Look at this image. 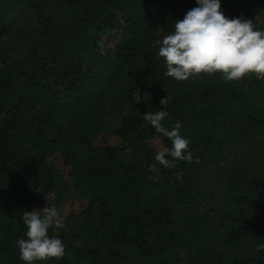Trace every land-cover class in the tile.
Returning <instances> with one entry per match:
<instances>
[{"label":"trees","instance_id":"16d2710c","mask_svg":"<svg viewBox=\"0 0 264 264\" xmlns=\"http://www.w3.org/2000/svg\"><path fill=\"white\" fill-rule=\"evenodd\" d=\"M193 6L0 0V264H23L20 215L44 206L65 252L36 264H264V78L164 75L160 40ZM221 9L264 28V0ZM158 108L191 161L154 160Z\"/></svg>","mask_w":264,"mask_h":264},{"label":"clouds","instance_id":"9594fccd","mask_svg":"<svg viewBox=\"0 0 264 264\" xmlns=\"http://www.w3.org/2000/svg\"><path fill=\"white\" fill-rule=\"evenodd\" d=\"M156 55L163 58L164 75L177 81L201 72H217L224 81L239 80L249 73L260 79L264 78V28L256 27L243 15L229 18L221 9V0H195V6L174 20L172 30L160 40ZM167 101L168 96L160 104L168 105ZM167 111H147L142 119L171 142L153 157L160 165L171 167L176 161H191L193 155L189 139L179 132L181 122L176 121L171 129L161 123ZM20 219L25 232L16 240V247L23 264L64 255L65 245L56 234L63 227L57 208L26 210ZM262 249L264 243L257 244L256 250Z\"/></svg>","mask_w":264,"mask_h":264}]
</instances>
